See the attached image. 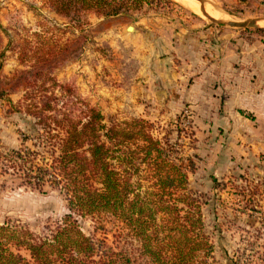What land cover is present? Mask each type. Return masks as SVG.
Wrapping results in <instances>:
<instances>
[{
	"label": "rangeland",
	"instance_id": "obj_1",
	"mask_svg": "<svg viewBox=\"0 0 264 264\" xmlns=\"http://www.w3.org/2000/svg\"><path fill=\"white\" fill-rule=\"evenodd\" d=\"M189 1L200 5L201 12L208 6L216 20L204 13L196 15L174 0H154L149 8L131 16L98 22L91 15L90 25L79 31L69 28L40 0H0V226L6 224L39 238L68 213L67 202L51 184V176L43 178L38 171L47 168L50 156L37 139L42 133L33 128L34 120L21 110L20 103L25 93L60 98L61 90L52 89L46 81L53 78L71 87V93L83 103L97 108L107 126L145 120L153 125L154 138L168 140L174 156L194 163L188 188L202 202L204 232L214 247L213 264H264V145L251 151L240 134L212 128L211 116H203L197 109L195 73L190 80L156 84L152 80L150 87L148 82L133 80L139 64L132 58L126 39L133 27L141 29L147 22L151 38H169V29L192 34L201 26L247 29L221 22H253L248 28L264 29L262 1L246 0L245 5L240 0ZM35 47L44 58L37 61L42 62L37 67L51 79L32 77ZM48 49L59 55L50 60L45 57ZM194 53L192 67L196 64ZM173 56V66L185 69L183 58L189 57L188 48H180ZM164 59L166 63L167 57ZM32 80H39L43 88L40 85L38 90L26 91L27 81ZM190 88L191 96L185 97ZM257 136L264 144V135ZM11 150L28 155L13 160ZM77 220L86 236L113 245L118 224L112 218L104 216L102 222L89 217ZM19 253L29 260L28 252Z\"/></svg>",
	"mask_w": 264,
	"mask_h": 264
},
{
	"label": "trees",
	"instance_id": "obj_2",
	"mask_svg": "<svg viewBox=\"0 0 264 264\" xmlns=\"http://www.w3.org/2000/svg\"><path fill=\"white\" fill-rule=\"evenodd\" d=\"M153 1L40 0L79 31L90 25L91 15L104 20L131 16ZM243 32L264 37L263 28ZM33 50L32 77L51 79L37 67L42 63L37 61L44 60L40 49ZM45 55L51 60L59 52L48 49ZM28 81L26 91L39 89V80ZM46 81L62 96L25 93L21 110L34 120L33 128L42 133L37 139L50 156L47 168L38 171L43 178L51 176L68 213L39 238L1 225L0 264H213L214 247L204 232L202 202L188 188L194 163L174 156L166 138H154L151 123L132 119L107 126L101 112L75 97L71 87L53 78ZM10 154L13 160L28 155L20 150ZM104 216L118 224L112 246L86 236L77 220L89 217L96 222ZM21 250L28 252L29 260Z\"/></svg>",
	"mask_w": 264,
	"mask_h": 264
},
{
	"label": "crops",
	"instance_id": "obj_3",
	"mask_svg": "<svg viewBox=\"0 0 264 264\" xmlns=\"http://www.w3.org/2000/svg\"><path fill=\"white\" fill-rule=\"evenodd\" d=\"M150 27L147 22L141 29L133 27L126 38L132 58L139 64L133 80L148 82L150 87L152 80V84L190 80L195 73L192 80L197 109L203 116H211L212 128L240 134L251 151L264 145L257 138L258 134L264 135V37L243 30L201 26L194 34L169 29V38H151ZM183 47L188 48L189 57L183 58L187 66L180 69L173 66L172 60L173 53ZM193 50L195 67L191 65ZM191 89L185 90V97L191 96Z\"/></svg>",
	"mask_w": 264,
	"mask_h": 264
},
{
	"label": "bare ground",
	"instance_id": "obj_4",
	"mask_svg": "<svg viewBox=\"0 0 264 264\" xmlns=\"http://www.w3.org/2000/svg\"><path fill=\"white\" fill-rule=\"evenodd\" d=\"M175 2L179 3L180 5L186 7L187 9H189V11L193 12L196 15H203V13L209 17L212 18H216L217 16L214 15V12L207 9L208 6H206L207 8L203 7L202 8V12H201V7L200 5H196L195 3L190 2L189 0H174ZM193 1V0H192ZM195 2V1H194ZM197 3V2H196ZM205 5H208L207 3H204ZM213 12V13H212ZM217 14V12H215ZM219 15V14H218ZM204 16V15H203ZM216 20V19H215ZM221 20H222V16H221ZM211 21V20H210Z\"/></svg>",
	"mask_w": 264,
	"mask_h": 264
},
{
	"label": "water",
	"instance_id": "obj_5",
	"mask_svg": "<svg viewBox=\"0 0 264 264\" xmlns=\"http://www.w3.org/2000/svg\"><path fill=\"white\" fill-rule=\"evenodd\" d=\"M199 1V0H197ZM220 24H223V25H226V26H230V27H237V28H248L251 26V24H253V22H247V23H244V24H241V23H235V22H230V23H224V22H221ZM130 27L127 28V30H129Z\"/></svg>",
	"mask_w": 264,
	"mask_h": 264
}]
</instances>
